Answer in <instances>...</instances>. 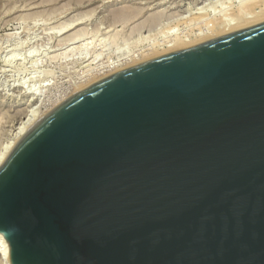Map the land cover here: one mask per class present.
I'll return each instance as SVG.
<instances>
[{"label":"water","instance_id":"1","mask_svg":"<svg viewBox=\"0 0 264 264\" xmlns=\"http://www.w3.org/2000/svg\"><path fill=\"white\" fill-rule=\"evenodd\" d=\"M12 264H264V20L65 99L0 165Z\"/></svg>","mask_w":264,"mask_h":264},{"label":"rangeland","instance_id":"2","mask_svg":"<svg viewBox=\"0 0 264 264\" xmlns=\"http://www.w3.org/2000/svg\"><path fill=\"white\" fill-rule=\"evenodd\" d=\"M241 1L0 0V147L19 119L17 112L69 98L80 83L113 62L165 47L177 37H193L206 21L232 13ZM121 8L138 14L125 24L115 23L113 12ZM201 14L206 21L193 20ZM69 22L73 26L68 29ZM75 32L86 35L71 40Z\"/></svg>","mask_w":264,"mask_h":264},{"label":"bare ground","instance_id":"3","mask_svg":"<svg viewBox=\"0 0 264 264\" xmlns=\"http://www.w3.org/2000/svg\"><path fill=\"white\" fill-rule=\"evenodd\" d=\"M113 14H114L113 17L115 18V20H114L115 23H116V20H117V22L119 21V22H122V23L125 24V23L135 19V17L137 16L138 12L133 10V9H131V8H121V9H117L116 11H114ZM204 17H205V15H203V14L197 15V16L193 17L194 18L193 20H195L196 22L199 23V22L202 21V19H204ZM153 19H155V17ZM214 19H215V17H214ZM146 20H148V19H146ZM263 20H264V0H242L237 5L236 9L232 13H230V14H226L225 13V15L223 14V17H221L219 20L212 21V23H211V21H210V23H207V21L205 20L206 24H203L204 26H200V30H199L198 33H194V34L192 33V35H194L193 37H190L191 34L188 37L187 36L186 37H177V38H175L173 43L171 42V44H169V45H167L165 47H159V48L151 49L150 51L141 54V56L138 55V56H135V57H132V58H126L125 59L126 61H124V63L123 62H115V63L113 62L111 65L107 66L108 68L106 70H104V71L102 70V72L97 73V74L93 75L92 77H89L88 80L80 83V85H78L77 87L75 86L76 89H77L76 91H79V90H81V89H83V88H85V87H87L89 85H92V84H94V83H96V82L108 77L111 74L113 75V73L115 74V73H117L119 71H122V70H124V69H126V68H128L130 66H133L135 64H138L140 62L149 60L151 58H154V57H157V56H160V55H164L166 53H170L172 51H177V50L189 47V46L196 45V44L201 43V42H203L205 40L207 41V39L209 40L210 38L218 37V36L227 34L229 32H232V31H235L237 29L252 25L254 23H257V22H260V21H263ZM72 26L73 25H71L70 22H69V25H67L66 28H68V27L71 28ZM68 29H66V30H68ZM83 30H84V28H83ZM83 30L80 31V29H79L80 33L83 32ZM137 30L141 31V29H137ZM60 31H61V29H60ZM78 32L77 33L75 32L74 36L71 35V37H72L71 40L72 39L76 40V38L79 37V36L82 39V36H84V34L86 33L85 32L84 34L82 33V34L79 35ZM133 32H135V31L132 30L131 33H133ZM72 34H74V33H72ZM67 41H69V40H67ZM92 42L89 41V42H87L86 45H89V43L91 45ZM96 57H98V56H96ZM96 57H95V59H96ZM94 61L95 60H93V62ZM93 72H95V71H93ZM22 88H24V87H22ZM33 95H35V93H33ZM36 95H37V93H36ZM65 99H67V97H65V96L64 97H60V98L56 99L54 102H52L50 105H47V101L43 102L42 103L43 107L41 109H39V107L38 108L32 107V109H28V108L25 109L23 107L25 110H23L22 112H20V111L17 112V113H20L18 115V117H16V118H19V119L16 121V123L11 125V126L14 127V129L12 128L13 130H10L12 133H10V137H9L7 143L4 144V146L0 147V165L3 162V160L5 159V157L7 156V154L9 153L10 149L12 148V146L20 138V136L29 127H31L37 120H39L43 115H45L47 112H49L51 109H53L55 106H57L59 103H61ZM31 100H33L32 97H31ZM32 103H34V102H32ZM15 119H14L13 122H15ZM17 124H18V126H17ZM0 264H12L9 244L7 243V241L5 240V238L1 234H0Z\"/></svg>","mask_w":264,"mask_h":264}]
</instances>
